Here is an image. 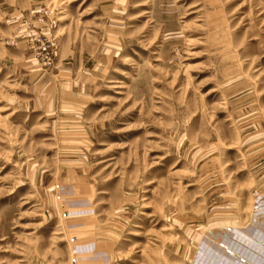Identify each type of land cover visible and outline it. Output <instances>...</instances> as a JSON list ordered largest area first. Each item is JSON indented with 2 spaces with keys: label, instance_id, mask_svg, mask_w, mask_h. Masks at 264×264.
I'll return each mask as SVG.
<instances>
[{
  "label": "rangeland",
  "instance_id": "rangeland-1",
  "mask_svg": "<svg viewBox=\"0 0 264 264\" xmlns=\"http://www.w3.org/2000/svg\"><path fill=\"white\" fill-rule=\"evenodd\" d=\"M0 264H264V0H0Z\"/></svg>",
  "mask_w": 264,
  "mask_h": 264
}]
</instances>
